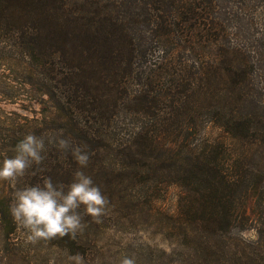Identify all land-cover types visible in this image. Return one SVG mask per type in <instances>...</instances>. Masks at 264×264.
I'll return each mask as SVG.
<instances>
[{"label":"trees","instance_id":"trees-1","mask_svg":"<svg viewBox=\"0 0 264 264\" xmlns=\"http://www.w3.org/2000/svg\"><path fill=\"white\" fill-rule=\"evenodd\" d=\"M0 69V100L47 103L0 115V154L46 137L41 164L0 181L4 260L29 254L9 245L15 193L79 170L111 207L148 202L171 264H264V0H0ZM60 132L87 146L86 167L48 144ZM170 187L176 209L154 206ZM78 212L84 230L47 243L100 264L110 228ZM252 223L254 240L233 236Z\"/></svg>","mask_w":264,"mask_h":264},{"label":"clouds","instance_id":"clouds-1","mask_svg":"<svg viewBox=\"0 0 264 264\" xmlns=\"http://www.w3.org/2000/svg\"><path fill=\"white\" fill-rule=\"evenodd\" d=\"M46 137L27 134L15 147V155L5 158L0 164V181L15 182L23 177L33 163L41 164L45 157ZM48 144H54L62 151L72 152L76 162L84 168L89 163L87 146H74L70 137L65 138L60 132L47 137ZM109 205L108 198L94 184L92 178L83 171H76L69 185L53 183L51 177L43 180V185L26 186L15 193L10 205V214L16 222L27 229L28 240L36 244L40 241H51L82 232L86 225L78 212L84 206L85 214L99 222ZM73 264H85L80 253L69 255ZM50 264H55L54 260ZM120 264H135L134 260L125 257Z\"/></svg>","mask_w":264,"mask_h":264},{"label":"rangeland","instance_id":"rangeland-1","mask_svg":"<svg viewBox=\"0 0 264 264\" xmlns=\"http://www.w3.org/2000/svg\"><path fill=\"white\" fill-rule=\"evenodd\" d=\"M0 72L3 71L0 69ZM0 90H2L1 87ZM23 96L21 95L20 100H16V102L0 100V115L14 120L19 118L18 115H40V112L45 111L47 103L44 96L35 95L31 102L25 101ZM211 133L215 136L219 130L215 128ZM7 155L0 154V164H2L3 159L10 158ZM262 178L264 179V174ZM177 195L178 189L170 187L164 202H152V204L167 211H174ZM141 203L137 209L134 208V205L132 206V203H129L130 206L125 208L108 205L103 218L110 229L106 231V234L95 233L101 244L99 250L106 255V260L103 259L100 264H120L125 257L134 260L135 264H171L172 258L164 254L163 251L168 252L173 246L174 240L167 233L162 234L160 229L156 227L151 215L153 211L148 209V202ZM249 208L252 210L253 202L249 204ZM255 218L262 219L258 215ZM18 227L19 233L16 234V242L10 241L9 245L12 246L14 243V247H21L27 250L29 254L25 256V260L23 258L12 261L4 260L1 255L5 252V247L0 245V264H50V261L53 260L55 264H73L68 259V254L47 242L31 243L28 240L30 235L28 230L23 228L20 223ZM233 236L254 240L257 236V229L252 223L249 228L234 232Z\"/></svg>","mask_w":264,"mask_h":264}]
</instances>
